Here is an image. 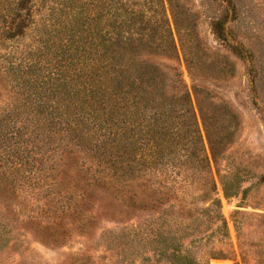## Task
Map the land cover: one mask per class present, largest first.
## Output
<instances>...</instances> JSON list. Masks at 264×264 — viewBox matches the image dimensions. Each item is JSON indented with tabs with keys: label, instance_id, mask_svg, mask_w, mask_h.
Wrapping results in <instances>:
<instances>
[{
	"label": "trees",
	"instance_id": "trees-1",
	"mask_svg": "<svg viewBox=\"0 0 264 264\" xmlns=\"http://www.w3.org/2000/svg\"><path fill=\"white\" fill-rule=\"evenodd\" d=\"M169 2L189 71L214 74L199 65L207 50L195 13ZM212 27L231 53L254 62L226 21ZM178 57L164 0H0V75L13 78L8 101L0 94V144L27 137L22 166L35 184L27 217L39 221L45 245L66 238L69 218L85 237L111 218L126 247L139 240L171 264H198L187 245L203 242L207 225L229 236L217 193L219 184L227 197L241 191L221 169L239 117L200 88L197 112L181 73L161 62ZM40 137L49 165L41 176L29 146Z\"/></svg>",
	"mask_w": 264,
	"mask_h": 264
},
{
	"label": "rangeland",
	"instance_id": "rangeland-1",
	"mask_svg": "<svg viewBox=\"0 0 264 264\" xmlns=\"http://www.w3.org/2000/svg\"><path fill=\"white\" fill-rule=\"evenodd\" d=\"M164 1L179 57L161 62L175 69L171 71L181 73L197 112L195 89L200 88L217 103L227 104L240 121L237 138L221 169L235 179V184L241 185V191L227 197L224 187L219 184L217 193L229 236L225 238L224 232L216 226L207 225L204 241L194 245L186 242L187 247L198 264H264V0H172L174 5L180 6L178 11L195 13L193 22L207 50L199 65L214 73L206 76L189 71L169 8L171 0ZM216 20L226 21L230 39L252 53L254 62H246L234 55L218 40L212 27ZM10 80L13 78L7 73L0 75V94L4 95L5 101L13 94L10 93ZM26 119V116L20 118L17 124L21 130L27 127ZM201 129L204 134L202 124ZM40 138L38 148L33 143L29 146L33 149L30 157L43 161L39 165L41 176L46 163L45 137ZM15 147L21 148L18 151ZM25 147L27 137L9 138L0 144V216L6 218L5 229L2 228L0 233V237L3 236L0 238V264H150L145 257H151L154 264H171L165 256L154 257L148 249L141 247L139 240L132 248L126 247L129 239L124 235L122 224L111 218L102 219L95 225L90 237L81 236L76 223L69 218L61 222L66 238L55 246L45 245L39 221L27 217L28 191L35 184L33 179L27 178V171L29 173L31 169L22 166L26 164ZM12 162H19L21 170L14 169ZM213 169L216 173V168Z\"/></svg>",
	"mask_w": 264,
	"mask_h": 264
}]
</instances>
